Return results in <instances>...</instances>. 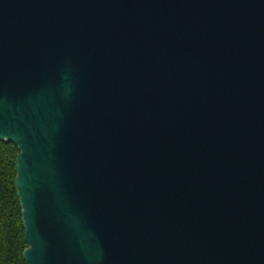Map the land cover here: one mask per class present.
<instances>
[{"label": "water", "instance_id": "95a60500", "mask_svg": "<svg viewBox=\"0 0 264 264\" xmlns=\"http://www.w3.org/2000/svg\"><path fill=\"white\" fill-rule=\"evenodd\" d=\"M0 140L26 264H264V0H0Z\"/></svg>", "mask_w": 264, "mask_h": 264}, {"label": "trees", "instance_id": "16d2710c", "mask_svg": "<svg viewBox=\"0 0 264 264\" xmlns=\"http://www.w3.org/2000/svg\"><path fill=\"white\" fill-rule=\"evenodd\" d=\"M18 152L16 144L0 140V264H26L23 251L28 244L15 186Z\"/></svg>", "mask_w": 264, "mask_h": 264}]
</instances>
